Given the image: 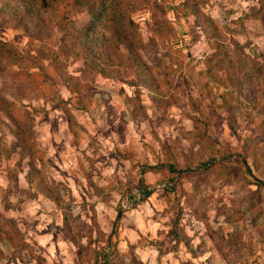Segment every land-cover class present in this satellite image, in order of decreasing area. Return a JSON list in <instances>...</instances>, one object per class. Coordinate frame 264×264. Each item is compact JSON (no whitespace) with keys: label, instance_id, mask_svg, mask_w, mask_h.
Here are the masks:
<instances>
[{"label":"rangeland","instance_id":"1","mask_svg":"<svg viewBox=\"0 0 264 264\" xmlns=\"http://www.w3.org/2000/svg\"><path fill=\"white\" fill-rule=\"evenodd\" d=\"M103 1L0 0V264H264V0Z\"/></svg>","mask_w":264,"mask_h":264},{"label":"trees","instance_id":"2","mask_svg":"<svg viewBox=\"0 0 264 264\" xmlns=\"http://www.w3.org/2000/svg\"><path fill=\"white\" fill-rule=\"evenodd\" d=\"M30 1H32V0H30ZM39 3H41V5H39ZM39 5V7L41 8V10H42V8H43V6H48L49 5V3H48V0H36V4H32L31 6H29V9L31 10V9H33L34 7H36V8H38V5ZM106 5H107V3L105 2V0L101 3V4H99L98 5V8H94L92 11H93V13L95 14V15H97V14H100V13H103V12H105V11H107V7H106ZM93 14V15H94ZM132 25H135L136 23L132 20V19H130V21H129ZM131 47V44H128V48L131 50L132 48H130ZM220 47H227V46H220ZM234 48H239L238 47V44H236V46L234 47ZM236 53H238V51H236ZM230 54H235V51H233V50H228V49H226V52H225V54H223V56H224V58H223V61H225V62H227V63H234V61H235V59L233 58V57H230ZM241 65H245L243 62L242 63H240ZM245 67H246V69H248L247 68V66L245 65ZM249 71V70H248ZM248 71L245 73V75H249L248 74ZM104 74V73H103ZM261 185L262 184H264V182H259ZM145 190H144V192H143V194H144V196H150L151 194H152V191H151V189L150 188H148V186L147 187H145L144 188Z\"/></svg>","mask_w":264,"mask_h":264}]
</instances>
